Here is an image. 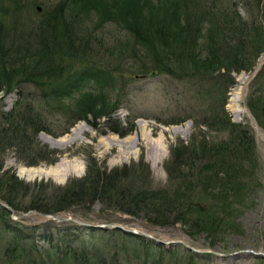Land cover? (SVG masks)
<instances>
[{"label":"trees","instance_id":"obj_1","mask_svg":"<svg viewBox=\"0 0 264 264\" xmlns=\"http://www.w3.org/2000/svg\"><path fill=\"white\" fill-rule=\"evenodd\" d=\"M4 1L19 3L0 0ZM196 1L59 0L54 8L38 16V22H26L27 31L13 35L5 50L0 34V91L10 93L17 87L13 108L6 113L0 111V154L15 149L16 156L28 161L29 167L59 158L60 152L35 140L38 132H54L51 123L43 120V110L52 111L58 120V114L61 115L65 123L61 121L60 135L76 122L96 128L102 119H106L109 132L119 137L129 135L135 129L133 123L113 119L120 108V92L125 89L118 87L116 73L127 60L140 63L135 69L140 75L149 57L176 80L193 74L197 80L213 86V81L216 86H230L234 84V74L252 72L264 53V0H239L232 10L221 1L213 10L216 0L209 1L210 9ZM239 5L244 17L236 10ZM84 8L95 13L102 25H121L131 34V43L125 39L116 51L109 49L107 56L95 53L94 40L84 33V22L92 21L91 16H85ZM16 40L22 42L23 52L11 61L4 52ZM129 50L131 55H127ZM252 86L245 104L264 131V64ZM24 87L34 91L25 92ZM210 93L214 99L207 110L198 119L190 118V137L178 139L169 147L164 163L165 188H154L149 167L142 159L136 165L107 170L97 167L94 159L89 158L82 178L69 180L57 188L56 194L35 196L20 207L19 196L33 195L32 187L36 184L24 183L9 171L2 172L0 162V202L14 213L33 210L47 215L72 207L91 208L99 202L104 209L131 215L148 226L182 225L189 237L204 234L210 247H214L223 234L236 229L233 226L238 214L252 205L250 199L259 191V185L253 182L260 169L254 157L251 130L232 122L224 108L225 98L219 103L221 99H216L211 91H207L206 97ZM11 214L0 205V264H38L41 255L46 261L62 264H168L166 259L174 256L183 258L181 262L175 259L174 264H197L198 255L188 250L146 243L140 236L115 229L111 235L122 234L144 249L130 250L123 239L118 242L114 238L113 247L86 244L79 239L76 229L68 228L57 241L55 236L61 230L51 231L49 246L38 252L33 244L36 229L32 231L13 220ZM150 246L157 250H148Z\"/></svg>","mask_w":264,"mask_h":264},{"label":"rangeland","instance_id":"obj_2","mask_svg":"<svg viewBox=\"0 0 264 264\" xmlns=\"http://www.w3.org/2000/svg\"><path fill=\"white\" fill-rule=\"evenodd\" d=\"M18 1V5H12L13 3L10 4L7 1L0 2V34L3 37L1 47H4V50L13 35L20 36L23 34L22 31H27L26 22L33 24L38 22L39 15L48 12L59 2V0ZM198 1L199 5L210 9L209 1L211 0ZM220 1L229 9L233 8L234 3L239 2V0H216L217 5L212 6V10L218 7ZM83 10L86 17L91 16L92 18L91 22L87 20L83 22L87 27L84 31L85 36H91V40H94L92 49L95 53L107 56L109 49L116 51L125 39L131 43V34L123 30L121 25L116 22H105L102 25L95 13L90 14L89 8ZM236 10L241 17L245 16L241 5L237 6ZM31 27L35 30L34 26ZM20 43L22 42L19 40L12 42L7 53L4 52L6 58L9 57L8 60L16 61V58L22 55L23 45ZM127 55H131L130 50ZM147 59L151 62V58L147 57ZM149 62L143 64L146 69L143 70L142 75L135 70L138 69L140 63L134 64L130 60L123 62V69L116 73L119 78L118 87L124 86L125 89L120 92L118 98L120 108L114 113L113 119L123 123L126 121L133 123L135 129L129 135L119 137L109 132L105 125L106 119L98 121L96 128L82 121L76 122L66 134L60 135V130L63 128L62 122H64L61 115L57 113L60 116L58 120V116L53 115L52 111L43 110L41 116L43 120L51 123L54 132L53 135L38 132L35 140L60 152L59 158L56 161L54 159L52 163L42 162L37 166L29 167L26 165L28 161L16 156L15 149H8L0 154L2 172L3 170L9 171L24 183L32 184V186L36 184L32 187L33 195L24 198L19 196L17 200L19 206H26L38 195L50 197L57 193V188L64 186L69 180L82 178L86 173L89 158L94 159L97 167L107 170L136 165L142 159L149 167L154 188H165L167 174L164 170V163L169 157V147L178 139L187 140L190 137L193 131V121L190 118L198 119L207 110L214 96L210 93L206 97L205 94L211 91L217 95L216 99H221L219 103H223L225 98L224 108L232 122L245 125L251 130L255 142L254 157L260 169L256 181L253 182L259 185V191L253 195L252 200L250 199L252 205L243 209L236 217L233 226L236 229L223 234L220 238L221 242L210 247V240L204 234L191 238L186 234V229L182 225L148 226L141 219L131 215L119 213L113 209H104L99 202L91 208L72 207L68 211L51 215L33 210L14 213L12 209L0 203L12 213L13 220L28 226L32 231L36 229L33 244L38 252L49 246L51 231L61 230V233L55 236L54 241H57L65 235L62 231L68 228L76 229L79 239L86 244L113 247L114 243L111 241L120 242L123 239L124 245H127L126 247L130 250L134 247L144 249L141 244L124 238L122 234H110L114 229L124 234V231L114 228L119 226L126 231L136 232L137 234L129 232L125 234L140 236L146 240V243L147 241L154 244L163 243L164 248L178 246L179 251L188 250L192 254H197V264H264V131L245 104L253 90L252 80L264 64V53L257 59L252 72L234 74V84L230 86H216V81H213L214 86L208 85L203 80L194 78L193 74L185 75L182 80H176L164 73L163 66L151 62L152 65ZM132 68L138 75L134 74ZM16 88L10 93H5V90L0 91V111L6 113L13 108L17 99ZM27 91L34 90L25 88V92ZM114 93L118 96V92ZM45 138L50 139L51 142L45 141ZM39 169L46 174H36V170ZM49 172L51 174H48ZM44 191L47 194H44ZM23 233L27 232L23 231ZM78 242L75 244L77 245ZM151 249L150 246L148 250ZM38 259V264H62L46 261L43 255ZM175 259L178 262L183 261V258L174 256L166 259V263L174 264ZM16 264L27 263L20 261Z\"/></svg>","mask_w":264,"mask_h":264},{"label":"bare ground","instance_id":"obj_3","mask_svg":"<svg viewBox=\"0 0 264 264\" xmlns=\"http://www.w3.org/2000/svg\"><path fill=\"white\" fill-rule=\"evenodd\" d=\"M45 141L51 142L50 139H48V138H45ZM36 174H38V175H45L46 172H44L43 170H40L39 169V170H36ZM48 174H51V173L49 172Z\"/></svg>","mask_w":264,"mask_h":264},{"label":"water","instance_id":"obj_4","mask_svg":"<svg viewBox=\"0 0 264 264\" xmlns=\"http://www.w3.org/2000/svg\"><path fill=\"white\" fill-rule=\"evenodd\" d=\"M0 205H2V204L0 203ZM2 206H4V205H2ZM114 228L119 229V230H122L125 233L129 232V233H135V234H137L136 232H133V231H126L125 229H123L122 227H119V226H115ZM177 243H179V242H177ZM167 244H170V243H167ZM188 249H190V248H188Z\"/></svg>","mask_w":264,"mask_h":264}]
</instances>
